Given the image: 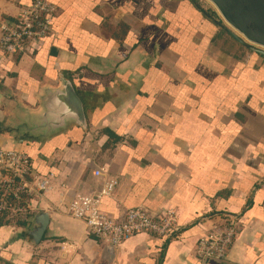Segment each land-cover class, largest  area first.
Segmentation results:
<instances>
[{
    "label": "crops",
    "instance_id": "1",
    "mask_svg": "<svg viewBox=\"0 0 264 264\" xmlns=\"http://www.w3.org/2000/svg\"><path fill=\"white\" fill-rule=\"evenodd\" d=\"M48 1L41 46L0 51V149L29 155L53 190L30 197V213L0 216V264H264V57L230 38L206 0ZM31 3L0 0V21ZM61 79L82 102L85 129L40 122ZM99 166L117 179L102 211L170 209L178 228L112 249L87 233L56 204L61 189L97 191ZM40 211L49 221L34 243ZM230 226L222 257H200L198 242Z\"/></svg>",
    "mask_w": 264,
    "mask_h": 264
},
{
    "label": "built area",
    "instance_id": "2",
    "mask_svg": "<svg viewBox=\"0 0 264 264\" xmlns=\"http://www.w3.org/2000/svg\"><path fill=\"white\" fill-rule=\"evenodd\" d=\"M55 6L48 0H32V3L19 13L15 21H0V51L7 55L37 50L43 40L51 34V24ZM101 180L100 188L92 193L61 189L56 208L81 220L87 233L102 242L118 246L124 239L139 233H149L159 237L170 236L178 228L176 214L167 209L161 214L151 215L144 206L127 207L119 216H111L100 209L101 199L109 196L117 185L102 166L92 172ZM53 190L51 177L36 173L29 158L14 149H0V216L16 217L34 210L28 199L41 197ZM234 236L233 227L197 244L200 257L220 259Z\"/></svg>",
    "mask_w": 264,
    "mask_h": 264
},
{
    "label": "water",
    "instance_id": "3",
    "mask_svg": "<svg viewBox=\"0 0 264 264\" xmlns=\"http://www.w3.org/2000/svg\"><path fill=\"white\" fill-rule=\"evenodd\" d=\"M207 1L218 12L222 20L218 25L230 38L264 57V0ZM43 102L40 122L44 128L64 129L73 123L85 129L83 105L69 81L61 79V88L48 93ZM48 221L49 216L45 211L34 215L33 225L28 232L32 242L41 240ZM108 247L113 248L111 245Z\"/></svg>",
    "mask_w": 264,
    "mask_h": 264
},
{
    "label": "trees",
    "instance_id": "4",
    "mask_svg": "<svg viewBox=\"0 0 264 264\" xmlns=\"http://www.w3.org/2000/svg\"><path fill=\"white\" fill-rule=\"evenodd\" d=\"M107 134L109 135V136H112L113 134L111 133V132H109V131H107ZM28 158H29V160H30V157H29V155H26ZM31 161V160H30ZM32 164V163H31ZM32 168H33V170L35 171V169H34V166H33V164H32ZM36 173H37V171H35ZM0 223H2V221H0Z\"/></svg>",
    "mask_w": 264,
    "mask_h": 264
},
{
    "label": "rangeland",
    "instance_id": "5",
    "mask_svg": "<svg viewBox=\"0 0 264 264\" xmlns=\"http://www.w3.org/2000/svg\"><path fill=\"white\" fill-rule=\"evenodd\" d=\"M207 1V0H206ZM208 2V1H207ZM210 3V2H209ZM14 219V218H13Z\"/></svg>",
    "mask_w": 264,
    "mask_h": 264
}]
</instances>
